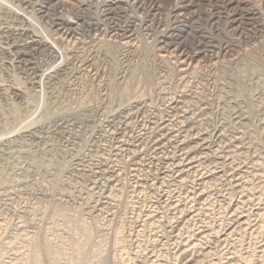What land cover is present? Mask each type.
<instances>
[{
  "label": "rangeland",
  "instance_id": "rangeland-1",
  "mask_svg": "<svg viewBox=\"0 0 264 264\" xmlns=\"http://www.w3.org/2000/svg\"><path fill=\"white\" fill-rule=\"evenodd\" d=\"M24 1L0 0V264H180L182 251L191 247L179 250L177 242L202 226L211 248L188 251L190 264H264V19L251 22L247 11L227 0H189L196 3L180 18L163 10L149 22L160 28L152 38L172 34L169 41L183 43L185 53H203L197 64L181 69L156 45L122 46L104 38L90 27L98 17L77 21L73 11L86 8L81 1L45 2L36 7L43 13L35 22L26 12L36 0ZM176 1L155 3L171 9ZM263 2L247 0L246 7ZM233 9L241 13L239 26L228 24ZM66 19V29L80 30L69 40L57 27ZM127 19L113 18L121 27ZM16 28H28L53 48L23 47L28 36ZM184 120L186 134L216 141L212 150L218 152H211L218 155L207 152L212 156L202 167L218 173L206 180L207 203L171 232L173 217L181 214L164 209L162 197L173 190L187 198L194 176L154 182L161 161L148 141L171 132L173 124L162 132L160 123ZM169 151L159 156L171 157ZM233 169L240 182L231 184ZM236 209L256 219L251 224L258 229L244 225L248 230L238 228L227 241L215 236Z\"/></svg>",
  "mask_w": 264,
  "mask_h": 264
},
{
  "label": "bare ground",
  "instance_id": "bare-ground-1",
  "mask_svg": "<svg viewBox=\"0 0 264 264\" xmlns=\"http://www.w3.org/2000/svg\"><path fill=\"white\" fill-rule=\"evenodd\" d=\"M29 0H27V2H28ZM77 1H81V8H82V6H86V8H84V9H80L79 7H78V9L77 10H75V11H73L74 12V15H75V19L77 20V21H82V19L83 18H85V17H87V16H94V18L95 17H98L99 19V22H96V24L94 25V23H92V25H90V27L93 29V28H95V31H97V32H99V34L100 35H102L104 38H108V40H112L113 39V41H114V43H115V41H117L118 43H120L122 46H125V45H128V46H132V45H134V46H137V44H145V46L147 47V48H150L149 46H154V45H156L157 47H158V52L160 53V55H161V57L163 58V59H168L169 57H174L176 60H177V63H178V66L182 69L183 67H191V66H193V65H195V64H197V61L199 60V59H201L202 60V52H200V50H198L197 52H192L191 54H188L187 52L185 53V50L183 49V46H182V44L180 45H173L172 43L173 42H170L169 40H173V35L172 34H168L167 36H164L162 39H158L157 40V38L156 39H154V37L152 38V36H154V34L156 33V32H159L160 30V28H157V29H155V28H152V25H149V22H153V20H156L155 18L157 17V15H161L162 13H163V10L164 11H171V12H175L176 13V16L178 17V18H180L181 16H182V14H186L185 12H187L188 10H190L191 8H193L194 7V4L196 3V2H190L191 4H187V2L189 1V0H178V1H176L177 2V4L175 3V5H171V9L170 8H167V6H169L168 4H167V6H162V5H158L157 3H155V0H152V2L150 3V1L151 0H77ZM228 1V5L227 6H231V8L233 7V6H235V9H239V8H241V9H243V10H245V11H247L248 13H247V17H248V19L251 21V22H258L260 19H264V2L261 4L260 3V5H261V7L259 8H255V7H253V6H251L250 8L247 6L246 7V5H249L248 3H247V0H227ZM22 3V0H19V3ZM26 1H24V4H26L27 3ZM45 2H53V0H36V3L37 4H34V5H32V4H30L29 5V7L31 8V12H29V13H27L26 12V14H28V17H30V20H32L33 21V19L32 18H34L35 20L36 19H38L39 20V18L37 17L40 13H43L42 11H41V8H39V10H36L37 8L36 7H41ZM171 2V1H170ZM169 2V3H170ZM199 2V1H198ZM221 2V1H220ZM223 2V1H222ZM250 2V1H249ZM171 4V3H170ZM252 4V3H251ZM27 6H28V4H27ZM26 6V8H28ZM255 6V5H254ZM24 8H25V6H23ZM22 7V8H23ZM59 7L60 8H62V5L61 4H59ZM242 7H246L245 9L244 8H242ZM20 8V7H19ZM64 8V7H63ZM172 8H173V11H172ZM248 8V9H247ZM235 9H233L234 10V15L232 16V21H230L228 24L229 25H232V26H239V24H240V21H241V18L239 19V17L241 16L240 14L241 13H237V11L235 10ZM240 9V10H241ZM231 10V9H230ZM239 10V11H240ZM242 10V11H243ZM63 11V10H62ZM244 11V12H245ZM32 14V15H31ZM62 14V13H61ZM125 15L126 14V16H127V18H129V19H127L126 20V22H125V26L124 27H121L119 24H116L115 22H114V20H113V18L115 17V16H119V15ZM140 14V15H139ZM170 15V14H169ZM83 17V18H82ZM90 17V18H91ZM143 17H146V19H148L149 21H146L145 20V18H143ZM82 18V19H81ZM143 18V19H142ZM152 18V19H151ZM213 18H215V17H213ZM61 19V18H60ZM103 19V21L100 23V21ZM247 19V20H248ZM97 20V21H98ZM60 21H62V20H60ZM186 23H187V21L186 20H184ZM215 21V20H214ZM18 22V21H17ZM33 22H35V21H33ZM21 23H22V20H21ZM62 24H57V27L58 26H63L64 28L65 27H67L68 25H70V22H69V20H63V22H61ZM242 23V22H241ZM20 24V23H19ZM72 24H74V23H72ZM88 24V23H87ZM21 25V24H20ZM23 25V24H22ZM228 25V26H229ZM250 25V24H249ZM14 26H16V25H14ZM14 26H10V28L11 27H14ZM23 26H25V25H23ZM22 26V27H23ZM59 28L58 27V32L61 34V36H62V38L63 39H66V40H69V39H72L73 37H74V35L76 34V31H80L79 29H78V27L77 28H71V29H66L67 31H64L63 29L64 28ZM90 27H89V29H90ZM8 28V27H7ZM19 28V27H18ZM18 28H16L15 30H18L19 32H20V34L21 35H23V36H28V42L26 41V43H25V45L23 46V47H25V48H31V47H49V48H53V45H51L50 43H48V42H46V41H44V40H42L41 38H39V36H37L36 35V33L34 34H32V35H30L29 33V31L27 30V29H18ZM237 28H239L240 29V27H237ZM10 30V29H9ZM13 30V29H12ZM14 30V31H15ZM176 30V29H175ZM174 31V30H173ZM236 31H238L237 29H236ZM8 32V31H7ZM6 32V33H7ZM13 32V31H12ZM96 32V33H97ZM260 32V31H259ZM11 33V32H10ZM149 33H151V35L149 34ZM5 34V33H4ZM16 34V33H15ZM14 36V35H13ZM102 37V38H103ZM149 37V38H148ZM151 37V38H150ZM16 38V37H15ZM17 38H19V37H17ZM25 38V37H24ZM25 40V39H24ZM150 40H154V42H153V44L152 43H150V42H148V41H150ZM20 41V40H19ZM22 42H24V41H22ZM103 42V41H102ZM111 42V41H110ZM20 43V42H19ZM11 44H13V42L11 43ZM24 44V43H23ZM9 45V44H8ZM7 45V46H8ZM18 45V44H17ZM22 45V44H21ZM21 45H19V46H21ZM13 46V45H12ZM11 45H10V47H12ZM14 46H16V45H14ZM19 46H17L18 48H19ZM9 47V48H10ZM185 47V46H184ZM13 48V47H12ZM18 48H17V50H18ZM126 48V47H125ZM135 48H137V47H135ZM4 49V48H3ZM3 49H2V51H3ZM6 49V48H5ZM22 49V48H21ZM20 49V50H21ZM223 49V48H222ZM25 50V49H24ZM7 51H8V49H7ZM10 51V50H9ZM26 51V50H25ZM228 51V50H227ZM226 51V52H227ZM230 51V50H229ZM20 52V51H19ZM22 52V51H21ZM21 52H20V54H21ZM223 50L221 51L220 50V53H222L223 54ZM23 53V52H22ZM217 53H219V52H217ZM229 53V52H228ZM25 54H26V52H25ZM24 54V55H25ZM7 55V54H6ZM10 55V54H9ZM18 55V54H17ZM208 56V55H207ZM221 56V55H220ZM202 57V58H201ZM219 57L217 56V57H211V59L210 60H217ZM206 59V58H205ZM15 60V59H14ZM17 60V59H16ZM22 60V59H21ZM23 60H24V58H23ZM209 60V61H210ZM21 62V61H20ZM25 62V61H24ZM199 62V61H198ZM214 62H216V61H214ZM22 63H23V61H22ZM21 64V63H20ZM183 71H185V69H183ZM145 76V75H144ZM146 76H148V74L146 75ZM151 77V76H150ZM145 79H148V78H145ZM18 91V90H17ZM21 91V90H20ZM20 91H18L19 93V95H20ZM18 95V96H19ZM166 121H164L163 123H160L159 124V127L160 128H162L161 130H162V132H164V131H166V130H168L169 129V127L171 126L172 127V124H173V127H172V129H170L171 130V132L169 133V134H167V136L166 137H164V136H162L161 135V138H158L156 141H148L150 144L152 143V149H154V152H153V155L155 156V160H158V161H161L160 162V165L159 166H157V171H156V173H155V170H154V172H153V174L155 173V177L154 178H152L153 179V181L155 180V181H157V182H159L160 180H163V181H166V182H176V181H178V179H182L183 177H189V176H194V180H192V185L190 186L191 187V191L189 192L190 193V195H188V196H185V197H187V198H183V197H181L180 195H178L177 193L178 192H174L173 190H172V192H165L164 194V196L162 197V198H165L164 200V202L163 203H161L160 205H163L164 206V204H165V206L163 207L164 209L166 208H170L171 210H176L177 211V214L178 213H180L181 215H178V217L176 218V216L175 217H173L174 218V221H173V225L171 226L172 228V231H171V229H169L171 232H177V231H179V226H181V223H183V221L187 218V217H189V216H191L192 214H195V212L197 211H199V209H201V208H199V209H194L196 206H198V205H200L201 206V203L203 202L202 200L204 199L203 197L204 196H206L208 193H210V192H208L207 190H206V186H207V182H206V180H208V179H210V178H212L213 177V175L215 174V173H218V172H216V171H209V170H206L205 168H203L202 167V161H203V159H205L209 154H207V152H211V150H212V147H213V145L216 143V141L215 140H213V139H204L201 135H199V134H201V133H197L199 136H193V135H190L189 133H187L186 134V130H185V126H186V121L184 120V121H179V122H176V124H175V121H174V123H170V124H167V125H165L166 123H165ZM31 128V127H30ZM30 128L28 129L29 131H30ZM188 128V127H187ZM27 130V131H28ZM190 130V129H189ZM28 131V132H29ZM27 132V133H28ZM32 132V131H31ZM199 132H200V130H199ZM203 132V131H202ZM25 133V132H24ZM26 133V134H27ZM30 133V132H29ZM206 135V134H205ZM209 134H207V136H208ZM212 135H213V133H212ZM213 137H214V135H213ZM210 138H211V135H210ZM218 138V137H217ZM230 141V140H229ZM228 142V141H227ZM128 143H133V144H135V145H138V144H136V143H143V141L142 142H128ZM132 144V145H133ZM124 145V144H123ZM130 145V144H129ZM218 145V144H217ZM226 145V144H225ZM121 146V145H120ZM127 146H128V144H127ZM139 146H141V145H139ZM215 146V145H214ZM136 147H138V146H136ZM217 147V146H216ZM221 146L219 145V147L218 148H220ZM236 147V146H235ZM119 148V147H118ZM117 148V149H118ZM139 148V147H138ZM171 150V151H169V153H170V155H171V157H164V156H159V154H164V151H168V150ZM216 151L218 150L217 148L215 149ZM221 150H223V149H221ZM221 150H220V152H221ZM212 151H214V149L212 150ZM216 151H214V153L216 152ZM218 152V151H217ZM219 152V153H220ZM224 153L225 152H227V151H223ZM211 153H213V152H211ZM213 153V154H214ZM224 153H222V154H224ZM228 153V152H227ZM166 155V154H165ZM169 155V156H170ZM215 155V154H214ZM216 155H218V153L216 154ZM215 155V156H216ZM212 156V155H211ZM210 155H209V157H211ZM214 156V157H215ZM222 156H224V155H221V156H219V157H222ZM213 157V158H214ZM229 157V156H228ZM208 158V157H207ZM212 158V159H213ZM217 158V157H216ZM149 159H151V158H148V160ZM152 159H154V158H152ZM221 159V158H220ZM222 159H224V158H222ZM227 159V158H226ZM151 161V160H150ZM149 161V162H150ZM153 161V160H152ZM221 162V161H220ZM225 162V161H224ZM151 163V162H150ZM218 164V163H217ZM225 164V163H224ZM155 165H157V164H155ZM154 165V166H155ZM194 165H197V166H194ZM230 165V164H229ZM245 165V164H244ZM256 165V164H255ZM213 166H215V164L213 165ZM221 166L222 167H220V168H223V167H225L224 165H222V163H221ZM232 166V165H231ZM230 166V167H231ZM235 166V165H234ZM253 166V165H252ZM202 167V168H201ZM212 167V166H211ZM241 167H242V165H241ZM240 167V168H241ZM247 167V166H246ZM251 167V166H250ZM148 168H149V166H148ZM219 167H217V169H218ZM228 168V167H227ZM235 168V167H234ZM237 168V167H236ZM239 169V168H238ZM243 169V168H242ZM250 169V168H249ZM148 170V169H147ZM220 170V169H219ZM234 170V172L236 171V169H233ZM218 171V170H217ZM221 171V170H220ZM229 171V170H228ZM232 171V170H231ZM230 171V172H231ZM238 171V170H237ZM241 171H243V170H241ZM256 171V170H255ZM226 172V171H225ZM229 172V173H230ZM249 172V171H248ZM228 173V174H229ZM250 173V172H249ZM150 174V173H149ZM225 175H226V173H224ZM223 174V175H224ZM209 175V176H208ZM224 175V176H225ZM231 175V176H230ZM230 175H228V176H230L231 177V179H230V182H231V184L233 183H236L237 181H239V180H234L235 179V177L237 176L236 175V172L235 173H232L231 172V174ZM247 175V174H246ZM219 176V175H218ZM150 177H151V175H150ZM220 177V176H219ZM229 177V178H230ZM199 178V179H198ZM216 178V177H215ZM224 178V177H223ZM237 178V177H236ZM144 179V178H143ZM149 179V178H148ZM192 179V178H191ZM217 179V178H216ZM219 179V178H218ZM220 179H222V177L220 178ZM219 179V180H220ZM247 179V178H246ZM145 180V179H144ZM139 181H143V180H139ZM154 181V182H155ZM218 181V180H217ZM173 182V183H174ZM183 181H181V183H182ZM222 182V181H221ZM227 182V181H226ZM240 182V181H239ZM147 183V182H146ZM150 183V182H149ZM148 183V184H149ZM153 183V182H152ZM161 183V182H160ZM159 183V184H160ZM165 183V182H164ZM163 183V184H164ZM177 183V182H176ZM175 183V184H176ZM190 183V182H189ZM188 183V184H189ZM210 183V182H209ZM214 183V182H213ZM158 184V183H157ZM167 184V183H166ZM170 184V183H169ZM215 184V183H214ZM222 184V183H221ZM239 184V183H238ZM153 185H154V183H153ZM218 185V184H217ZM229 185V184H228ZM227 185V186H228ZM233 186V185H232ZM237 186V185H236ZM150 187V186H149ZM169 187V186H168ZM241 187V186H240ZM243 187V186H242ZM152 188V187H151ZM161 188V187H160ZM234 188V187H233ZM237 188V187H236ZM158 189V188H157ZM210 189V188H209ZM208 189V190H209ZM232 189V188H231ZM170 190V189H169ZM239 190V189H238ZM244 190V189H243ZM242 190V191H243ZM241 191V192H242ZM187 192V191H186ZM187 192V193H188ZM234 192V191H233ZM238 192V191H237ZM240 193V192H239ZM238 193V194H239ZM227 194V193H226ZM235 194V193H234ZM214 195V194H213ZM246 195V194H245ZM250 195V194H249ZM212 196V195H211ZM218 196V195H217ZM232 196V195H231ZM230 196V197H231ZM234 196V195H233ZM236 196H238V195H236ZM244 196V195H243ZM241 197H242V195H241ZM232 198H234V197H232ZM261 198V197H260ZM237 199V198H236ZM249 199V198H248ZM258 199V198H257ZM264 199V198H263ZM215 200V199H214ZM226 200V199H225ZM230 200V199H229ZM235 200V199H234ZM239 200V199H238ZM251 200H253V199H251ZM160 201V200H159ZM163 201V200H162ZM231 201V200H230ZM232 201H233V199H232ZM237 201V200H236ZM241 201V200H240ZM239 201V202H240ZM249 201V200H248ZM247 201V202H248ZM262 201V200H261ZM260 201V202H261ZM158 203V202H157ZM205 203H207V202H205ZM205 203H202V204H205ZM258 203V202H257ZM175 204V206H173ZM192 204H194V205H192ZM231 204V203H230ZM240 204H241V202H240ZM249 204V203H248ZM248 204H245V206L246 205H248ZM261 204V203H260ZM190 205V206H189ZM250 205V204H249ZM256 205V204H255ZM155 206V205H154ZM204 206V205H203ZM229 206V205H228ZM254 205H252V207H253ZM261 206V205H260ZM160 207V206H159ZM205 207V206H204ZM231 207V206H230ZM237 207V206H236ZM158 208V207H157ZM156 208V209H157ZM198 208V207H197ZM222 208V207H221ZM239 208V207H238ZM245 208V207H244ZM250 208V207H249ZM155 209V208H154ZM159 209V208H158ZM169 209V210H170ZM242 209V208H241ZM240 209V210H241ZM252 209H254V208H252ZM169 210H168V212H169ZM237 210V209H236ZM239 210V209H238ZM238 210L237 211H235V213L233 214V216H232V218L230 219V222L228 223V224H225V225H223V228H221L220 229V227H219V229H220V231H218L217 230V232H216V235L215 236H220V237H222V236H225V238H226V241H227V238H230V236L231 235H234L235 233H236V231H237V229L238 228H243L244 227V225H245V227L247 226L248 228H252L253 229V227H255L256 226V224H255V226L254 225H252L251 224V221H253V220H250V218L251 217H249L250 215H244V211L245 210H241L242 212H240V210H239V212H238ZM256 210V209H255ZM260 210V209H259ZM150 211V210H149ZM160 211V210H159ZM172 211V212H173ZM176 211H175V214H176ZM201 211V210H200ZM164 212H165V210H164ZM167 212V213H168ZM171 212V213H172ZM251 212V211H250ZM253 212V211H252ZM150 213V212H149ZM154 213V212H153ZM156 213V212H155ZM199 213V212H198ZM174 214V215H175ZM250 214V213H249ZM253 214V213H252ZM155 215V214H154ZM165 215V214H164ZM197 215V214H196ZM258 215V214H257ZM148 216V215H147ZM152 215H150V217H151ZM160 216V215H159ZM180 216V217H179ZM262 216V215H261ZM260 216V217H261ZM149 217V218H150ZM155 217V216H154ZM158 217V216H157ZM172 217V216H171ZM196 217V216H195ZM223 217V216H222ZM221 217V218H222ZM229 217V216H228ZM254 217H255V215H254ZM257 217V216H256ZM151 218H153V217H151ZM165 218V217H164ZM163 218V219H164ZM198 218V217H197ZM220 218V219H221ZM180 219L182 220V221H180ZM192 219V218H191ZM228 219V218H227ZM245 219V220H244ZM165 220H167V219H165ZM190 220V219H189ZM193 220H194V217H193ZM196 220V219H195ZM229 220V219H228ZM244 220V221H243ZM256 220V219H255ZM254 220V221H255ZM162 221V220H161ZM160 221V222H161ZM164 221V220H163ZM188 221V220H187ZM226 221V220H225ZM241 221H243V223H240ZM260 221V220H259ZM150 222V221H149ZM166 222H168V221H166ZM170 222V221H169ZM168 222V223H169ZM189 222H191V221H189ZM202 222V221H201ZM204 222V221H203ZM255 222H257V221H255ZM144 223V222H143ZM157 223V222H156ZM207 223V222H206ZM210 223V222H209ZM186 224H187V222H186ZM196 224V223H195ZM221 224V223H220ZM223 224V223H222ZM144 225V224H143ZM166 225V224H165ZM171 225V224H170ZM169 225V226H170ZM236 225H238L237 227H236ZM195 226V225H194ZM212 226V225H211ZM144 227V226H143ZM197 227V226H196ZM222 227V226H221ZM234 227H236V228H234ZM245 227H244V229H245ZM256 227H258V226H256ZM255 227V228H256ZM261 227V226H260ZM199 228V227H198ZM205 228H207L206 226H202V227H200L197 231H200V230H204ZM248 228H246L247 230H248ZM183 229V228H182ZM185 229V228H184ZM196 229V228H195ZM216 229V228H215ZM245 229V230H246ZM256 229H258V228H256ZM189 230V229H188ZM201 231V232H198L197 234H196V231L195 230H192V231H195L194 233H192V234H190L189 236H188V239H186V240H183V242H177V247H179V250H182L184 247L185 248H190L191 247V249H186V250H184V251H182V253H181V255H183L184 257H183V259H182V261L180 262V264H190V263H192V261H193V258H191V259H188V260H185V258H187V253H188V251L191 253H197V251L200 249V250H203L204 249V246H207L208 245V242H211V241H207V242H204L203 241V239L205 240V238H208L206 235H202L203 233H204V231ZM213 230V229H212ZM210 231V230H209ZM215 231V230H214ZM250 231V230H249ZM259 231V230H258ZM168 232V231H167ZM213 232V231H212ZM182 233V232H181ZM185 233V232H184ZM244 233V232H243ZM188 234V233H187ZM214 234H215V232H214ZM213 234V235H214ZM246 233H244V235H245ZM251 234V233H250ZM254 234V233H253ZM165 235V234H164ZM171 235V234H170ZM236 235H238V234H236ZM262 235V234H261ZM160 236V235H159ZM167 236V235H166ZM169 236V235H168ZM167 236V237H168ZM173 236V235H172ZM175 236H177V234L175 235ZM178 236H182L180 233H178ZM186 236V235H185ZM184 236V237H185ZM202 236V237H201ZM208 236H209V234H208ZM214 236V237H215ZM187 237V236H186ZM219 237V238H220ZM232 237V236H231ZM253 237V236H252ZM170 238V237H169ZM179 239H181L182 240V238H180V237H178ZM224 238V239H225ZM258 238H259V236H258ZM171 239V238H170ZM262 239V238H261ZM167 240V239H166ZM208 240V239H207ZM210 240V239H209ZM232 240V239H231ZM234 240V239H233ZM232 240V241H233ZM169 241V240H168ZM171 241V240H170ZM184 241H189L188 242V244L186 245L185 243H184ZM173 242V241H172ZM200 242V243H199ZM220 242V241H219ZM164 243V242H163ZM174 243V242H173ZM199 243V244H198ZM223 243H224V241H223ZM216 244V243H215ZM226 244V243H225ZM255 244V243H254ZM214 245V244H213ZM220 245V244H219ZM223 245V244H222ZM233 245V244H232ZM256 245V244H255ZM215 246V245H214ZM261 246V245H260ZM264 246V245H263ZM163 247H165V246H163ZM230 247V246H229ZM235 247V246H234ZM253 247V246H252ZM251 247V248H252ZM203 248V249H202ZM208 248H211V246L209 245V246H207V248H205V249H208ZM216 248V247H215ZM249 248H250V246H249ZM224 249V248H223ZM232 249H233V247H232ZM244 249V248H243ZM248 249V248H247ZM199 250V251H200ZM211 250H213V249H211ZM216 250V249H215ZM245 251V250H244ZM209 252V251H208ZM230 252H232V251H230ZM237 252V251H236ZM241 252V251H240ZM262 252H264V250L262 251ZM202 253V252H201ZM200 253V254H201ZM209 253H211V252H209ZM248 253H250V252H248ZM208 254V253H207ZM213 254V253H212ZM223 253H221L220 255H222ZM253 254V253H252ZM189 255V254H188ZM197 255V254H196ZM211 255V254H210ZM213 255H215V253L213 254ZM212 255V256H213ZM224 255V254H223ZM234 255H235V253H234ZM206 256V255H205ZM237 256V255H236ZM239 256V255H238ZM154 257V256H153ZM196 257V256H195ZM201 257V256H200ZM223 257V256H222ZM198 258V257H197ZM203 258V257H202ZM233 258V257H232ZM235 258V257H234ZM240 258V257H239ZM260 258V257H259ZM157 259V258H156ZM176 259V258H175ZM158 260V259H157ZM178 260V259H177ZM232 260V259H231ZM235 260V259H234ZM242 260V259H241ZM256 260V259H255ZM259 260V259H258ZM159 261V260H158ZM197 261V260H196ZM195 261V262H196ZM253 261H254V259H253ZM260 261V260H259ZM157 262V261H156ZM155 262V263H156ZM241 262V261H240ZM263 262V261H262ZM160 263V262H159ZM173 263V262H172ZM199 264H200V262H198ZM197 263V264H198ZM243 263V262H242ZM176 264V263H175ZM236 264H237V262H236Z\"/></svg>",
  "mask_w": 264,
  "mask_h": 264
}]
</instances>
